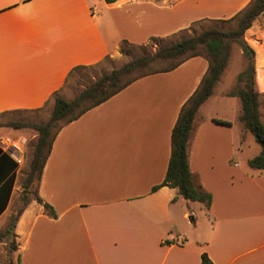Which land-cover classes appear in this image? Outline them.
I'll list each match as a JSON object with an SVG mask.
<instances>
[{
    "label": "crops",
    "instance_id": "crops-1",
    "mask_svg": "<svg viewBox=\"0 0 264 264\" xmlns=\"http://www.w3.org/2000/svg\"><path fill=\"white\" fill-rule=\"evenodd\" d=\"M251 1L0 0V117L41 110L76 67L118 56L124 40L144 46L199 21L232 18ZM244 40L254 51L263 122L264 17ZM238 59L232 81L219 87L220 79L199 107L189 140L192 181L211 195L208 209L177 188L153 190L165 178L179 111L208 67L194 56L134 80L59 129L36 185L56 216L35 200L17 212L20 198L12 211L16 165L0 212V232L15 215L16 248L0 241V264H201L203 252L212 264H264V173L247 165L260 147L239 119V98L226 94L246 65L241 49ZM0 150L10 157L1 142ZM200 208L209 222L201 230L192 216Z\"/></svg>",
    "mask_w": 264,
    "mask_h": 264
},
{
    "label": "trees",
    "instance_id": "trees-1",
    "mask_svg": "<svg viewBox=\"0 0 264 264\" xmlns=\"http://www.w3.org/2000/svg\"><path fill=\"white\" fill-rule=\"evenodd\" d=\"M105 1L111 3L116 0ZM259 16L264 17V0H252L244 10L229 19L236 20L234 28L222 29L218 26H210L167 44H161V39L151 37L150 42L155 46L154 51L142 53L119 68L102 73L91 83L84 86L70 100L57 94L53 95L51 98L53 99L51 113L46 122L38 123L24 120L0 122V128L10 127L17 130L31 128L37 133V139L28 161V172L21 183L22 191L20 199L22 206L17 208V212H21L25 204L30 200H35L43 206L48 214L56 216L54 209L49 204L43 202L42 198L38 196L37 187L34 190H30V187L34 181L38 183L40 180L52 141L63 125L77 119L87 110L106 101L134 80L153 73L171 71L186 59L194 56L204 57L208 61V67L199 85L179 111L170 134V156L165 178L153 190L163 185L177 188L178 193L184 199L201 202L208 209L211 195L205 192L201 186L194 185L192 181V174L188 163V146L194 118L199 107L211 96L214 87L220 80L230 58L232 43L239 45L246 59V65L237 75L233 87L226 94L239 98L241 104L239 119L244 128L253 135L255 141L260 146L259 154L249 159L247 165L253 170L264 173V124L260 117L258 92L256 91L254 82V51L244 40L245 31L251 27ZM131 46L128 41H122L119 47L120 53L130 55L132 52ZM155 62H162L164 65L160 68L152 69L151 66ZM78 68L80 67H76L74 72ZM144 69L149 70L142 72ZM74 72L72 71L69 76ZM134 73H137V76L124 80L127 75ZM215 121L224 124L228 123L220 120ZM15 167V162L2 153L0 156V173L4 172V174L0 176V181L2 179H5V181L0 188V194L6 191V197L0 206V212H2L8 201L15 178V173L13 172ZM30 195L33 196L30 197ZM15 224L16 218L14 215L5 231L0 232V241H5L11 252L16 248ZM9 264L12 263L10 262ZM201 264H212L205 252L201 254Z\"/></svg>",
    "mask_w": 264,
    "mask_h": 264
},
{
    "label": "rangeland",
    "instance_id": "rangeland-1",
    "mask_svg": "<svg viewBox=\"0 0 264 264\" xmlns=\"http://www.w3.org/2000/svg\"><path fill=\"white\" fill-rule=\"evenodd\" d=\"M231 19V18H229ZM219 19L223 21H218V20H204V21H199L192 25L190 28L182 30V31H177L174 34H171L169 36L163 37V40L161 41V44H167L170 42H174L178 40L179 38L183 36H189L193 33H197L202 29H205L210 26H218L222 29H231L236 26V20L232 19ZM132 52L130 55H125V54H118L116 57H108L104 59L102 62L94 65L93 67L83 69L79 72H74L66 81V84L64 86V89L60 94H57L59 96H62L63 98L70 100L72 99L76 94L80 92V90L91 83L95 78L99 77L102 73H106L111 71L112 69L119 68L122 66L124 63L128 62L132 58H135L142 53L145 52H152L155 50V46L149 41L146 45L144 46H131ZM238 51H240V47L236 43H232L231 45V50H230V58L228 61V64L226 66L225 72L223 75H221L220 79L221 82L219 84V87L221 85H226L230 83L231 80V75L234 73L236 70L241 69L240 65V60L238 59ZM164 65L162 62H155L151 68L152 69H157L160 68ZM149 69H144L142 72H147ZM137 76V73L127 75L124 80ZM52 100L46 105L42 107L41 110L39 111H34V112H18V113H7L5 115H2L0 117V122H5L9 120H24V121H30V122H38V123H43L46 122L50 116L51 113V107H52ZM264 122V119H263ZM16 135L20 137L23 148L27 154V159L25 163L20 167L18 174H17V184L20 186V189L15 195V201L14 205L12 207V211L15 212L16 207L19 205L20 202H18L20 195H21V183L24 181L26 177V173L28 172V161L31 157L32 153V148L36 142L37 139V133L31 129V128H21V129H13L10 127H1L0 128V137H3L5 135ZM257 143V142H255ZM258 147L259 144H256ZM241 165H243V162H240ZM245 165V164H244ZM36 181L33 182L32 186L30 187V190H34L36 188ZM33 195H30L32 197ZM199 203V202H195ZM200 205V203H199ZM193 217L196 216V219L193 223L194 226H199L200 230L204 229L208 225V218L207 215L204 211L203 208H200L198 211H196L195 214H192ZM7 218V215H5L2 219L1 222H4Z\"/></svg>",
    "mask_w": 264,
    "mask_h": 264
},
{
    "label": "built area",
    "instance_id": "built-area-1",
    "mask_svg": "<svg viewBox=\"0 0 264 264\" xmlns=\"http://www.w3.org/2000/svg\"><path fill=\"white\" fill-rule=\"evenodd\" d=\"M0 142L4 151L14 160L17 166H22L25 163L27 154L20 137L16 135H5L1 137Z\"/></svg>",
    "mask_w": 264,
    "mask_h": 264
}]
</instances>
